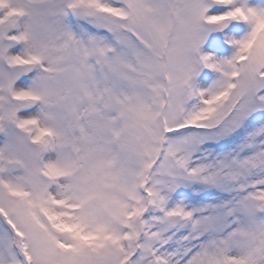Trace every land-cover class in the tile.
Here are the masks:
<instances>
[{
  "label": "snow or ice",
  "instance_id": "obj_1",
  "mask_svg": "<svg viewBox=\"0 0 264 264\" xmlns=\"http://www.w3.org/2000/svg\"><path fill=\"white\" fill-rule=\"evenodd\" d=\"M0 264H264V0H0Z\"/></svg>",
  "mask_w": 264,
  "mask_h": 264
}]
</instances>
